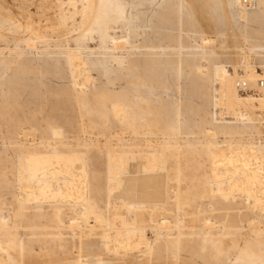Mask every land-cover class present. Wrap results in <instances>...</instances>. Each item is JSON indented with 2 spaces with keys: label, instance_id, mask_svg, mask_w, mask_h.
Wrapping results in <instances>:
<instances>
[{
  "label": "rangeland",
  "instance_id": "374dc122",
  "mask_svg": "<svg viewBox=\"0 0 264 264\" xmlns=\"http://www.w3.org/2000/svg\"><path fill=\"white\" fill-rule=\"evenodd\" d=\"M0 264H264V0H0Z\"/></svg>",
  "mask_w": 264,
  "mask_h": 264
},
{
  "label": "bare ground",
  "instance_id": "6f19581e",
  "mask_svg": "<svg viewBox=\"0 0 264 264\" xmlns=\"http://www.w3.org/2000/svg\"><path fill=\"white\" fill-rule=\"evenodd\" d=\"M119 9H120V8H119ZM116 12H117V11H116ZM232 85H233V84H232ZM232 85H231V86H232ZM251 87H252V86H251ZM234 88H235V87H234ZM236 90H237V89H236ZM236 90H235V91H236ZM260 90H261V89H260ZM248 91H249V90H248ZM251 92H252V90H251ZM252 96H253V95H252ZM256 96H257V95H256ZM256 96H254V97H256ZM254 97H253V98H254ZM259 97H260V96H259ZM245 98H246V97H245ZM257 98H258V97H257ZM234 101H235V100H234ZM234 101H232V102H234ZM235 102H236V101H235ZM247 103H248V102H247ZM231 105H232V104H231ZM150 180H151V179H150Z\"/></svg>",
  "mask_w": 264,
  "mask_h": 264
},
{
  "label": "built area",
  "instance_id": "2783aa9c",
  "mask_svg": "<svg viewBox=\"0 0 264 264\" xmlns=\"http://www.w3.org/2000/svg\"><path fill=\"white\" fill-rule=\"evenodd\" d=\"M247 1V0H246Z\"/></svg>",
  "mask_w": 264,
  "mask_h": 264
}]
</instances>
